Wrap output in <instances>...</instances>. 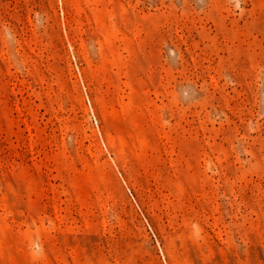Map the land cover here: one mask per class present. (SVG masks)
Returning <instances> with one entry per match:
<instances>
[{"label": "rangeland", "instance_id": "1", "mask_svg": "<svg viewBox=\"0 0 264 264\" xmlns=\"http://www.w3.org/2000/svg\"><path fill=\"white\" fill-rule=\"evenodd\" d=\"M0 264H264V0H0Z\"/></svg>", "mask_w": 264, "mask_h": 264}]
</instances>
